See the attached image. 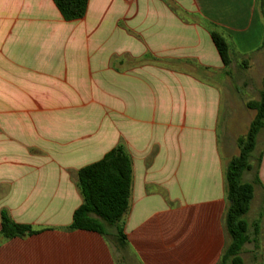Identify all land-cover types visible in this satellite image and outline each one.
<instances>
[{"label": "crops", "instance_id": "1", "mask_svg": "<svg viewBox=\"0 0 264 264\" xmlns=\"http://www.w3.org/2000/svg\"><path fill=\"white\" fill-rule=\"evenodd\" d=\"M261 1L88 0L65 21L52 0H0V227L5 210L36 230L0 235V264L218 263L226 164L212 78L229 71L210 31L229 42L235 70L254 69ZM119 141L132 163L123 245L112 227L67 228L77 171ZM256 145L242 264H264V129Z\"/></svg>", "mask_w": 264, "mask_h": 264}, {"label": "trees", "instance_id": "2", "mask_svg": "<svg viewBox=\"0 0 264 264\" xmlns=\"http://www.w3.org/2000/svg\"><path fill=\"white\" fill-rule=\"evenodd\" d=\"M52 1L65 21L82 18L88 4V0ZM260 6L264 21L262 1ZM210 34L225 67H228L231 62L229 42L216 29H211ZM246 106L254 110V117L247 132L237 137L238 154L228 160L223 171L227 201L223 223L228 241L217 264H242L241 251L245 243L251 239L245 214L249 211L254 183L258 180L256 173L260 155L252 156V152L258 133L264 129V79L258 99L248 101ZM255 158L253 178L251 181L244 180L243 174L252 171ZM76 176V187L81 203L73 211L72 222L67 228L91 230L106 235L107 227H112L116 231L119 245H123L125 243L123 216L129 206L132 185V163L124 143L119 141L101 159L81 167ZM251 227L253 240L256 241L259 236L258 219ZM35 232L30 224L15 222L5 210L1 211L0 235L3 238Z\"/></svg>", "mask_w": 264, "mask_h": 264}, {"label": "rangeland", "instance_id": "3", "mask_svg": "<svg viewBox=\"0 0 264 264\" xmlns=\"http://www.w3.org/2000/svg\"><path fill=\"white\" fill-rule=\"evenodd\" d=\"M235 64H229L227 67L229 74L224 78L218 76L212 78L217 83L221 93V105L218 118L219 145L223 153L222 166L227 163L229 157L238 154L236 139L243 136L248 129L251 119L254 117V110L247 108L246 103L250 100H256L261 90L264 79V63L254 64L252 68L244 69L239 66L237 70ZM226 140V141H225ZM227 144V155L223 152ZM257 145L252 152V156H257ZM256 158L253 160V169L244 174V179L248 180L254 175ZM251 212L245 214L246 219H250Z\"/></svg>", "mask_w": 264, "mask_h": 264}]
</instances>
